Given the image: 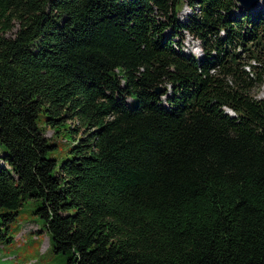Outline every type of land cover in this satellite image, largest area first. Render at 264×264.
Masks as SVG:
<instances>
[{"label": "trees", "instance_id": "16d2710c", "mask_svg": "<svg viewBox=\"0 0 264 264\" xmlns=\"http://www.w3.org/2000/svg\"><path fill=\"white\" fill-rule=\"evenodd\" d=\"M262 86L264 0H0V243L34 200L66 264H264Z\"/></svg>", "mask_w": 264, "mask_h": 264}, {"label": "rangeland", "instance_id": "374dc122", "mask_svg": "<svg viewBox=\"0 0 264 264\" xmlns=\"http://www.w3.org/2000/svg\"><path fill=\"white\" fill-rule=\"evenodd\" d=\"M191 14L192 8L185 3L179 13V18L181 21H187ZM183 50L185 52L199 51L198 55L204 53L202 43L187 32ZM254 89V93L259 99L264 98V86ZM162 99L165 98L162 97ZM38 123L43 129H46L45 134L48 137L59 130L54 140L59 143L57 153H63L62 157H64L65 152L73 145L74 140L71 134L63 132L70 124L72 126H75V124L69 122L59 128H49L44 113L40 114ZM50 141L52 140L50 139ZM6 153L7 148L0 142V156ZM57 153H54V155ZM36 207L34 200L27 201L19 210L16 220L9 224L8 229L5 231L8 238L0 243V264H66L67 256L54 252L51 237L45 230L39 215L35 214Z\"/></svg>", "mask_w": 264, "mask_h": 264}, {"label": "water", "instance_id": "95a60500", "mask_svg": "<svg viewBox=\"0 0 264 264\" xmlns=\"http://www.w3.org/2000/svg\"><path fill=\"white\" fill-rule=\"evenodd\" d=\"M238 4H240L241 7L245 8H254L256 9L260 3L263 2V0H236ZM164 90L163 87H159L156 89V92L161 93Z\"/></svg>", "mask_w": 264, "mask_h": 264}]
</instances>
